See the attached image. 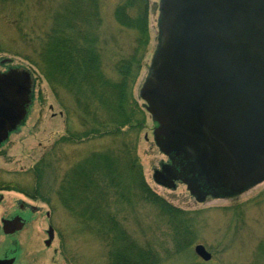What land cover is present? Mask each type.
I'll use <instances>...</instances> for the list:
<instances>
[{
    "label": "rangeland",
    "instance_id": "rangeland-1",
    "mask_svg": "<svg viewBox=\"0 0 264 264\" xmlns=\"http://www.w3.org/2000/svg\"><path fill=\"white\" fill-rule=\"evenodd\" d=\"M119 1L106 0L103 10L105 29H99V37L110 47V54L105 51L106 61L117 47L113 38L114 43L122 40V44L133 48L137 36L117 25L113 11ZM60 4L61 0H0V74L25 70L33 80L26 117L0 145V187L12 186L10 190L0 188V260H14V264H110V249L103 237L81 225L56 194L61 178L76 164L112 144L109 138L63 141L69 131L60 101L71 102L63 90L58 89L60 96H56L39 58L45 33L50 32L54 21L53 11ZM149 7L150 41L134 88L144 110L148 103L141 96L142 85L158 49L161 22L159 0H149ZM71 125L70 133L79 135L82 129L78 121L73 120ZM157 126L153 115L146 111L137 148L142 174L153 192L185 213L190 221L191 244L177 248L167 218L144 201L112 205L120 225L141 246L153 249L159 264H264V181L236 195L203 200L181 181L171 188L160 184L155 175L162 172L168 156L155 142ZM39 184L43 191L35 198ZM11 219H20L24 226L9 235L4 232L3 221ZM50 227L54 239L47 246ZM197 245L206 247L213 256L211 261L204 262L195 255Z\"/></svg>",
    "mask_w": 264,
    "mask_h": 264
},
{
    "label": "trees",
    "instance_id": "trees-1",
    "mask_svg": "<svg viewBox=\"0 0 264 264\" xmlns=\"http://www.w3.org/2000/svg\"><path fill=\"white\" fill-rule=\"evenodd\" d=\"M105 3L106 0H61L53 11L50 32L45 33L43 50L39 51L44 77L54 86L58 98L60 89L71 102L60 101L69 131L63 141L112 140L111 146L93 151L85 162L65 174L56 194L60 204L75 214L81 225L103 237L110 249V264H159L154 250L129 236L111 210L112 205L136 200L149 203L174 229L177 248L191 244L189 219L149 188L137 156L146 110L139 105L134 88L150 41L149 0L117 2L113 11L117 25L137 36L133 48L118 39L115 44L113 38L117 51L114 48L107 61L105 51L110 54V47L99 37V29H105ZM73 120L82 129L79 135L70 133ZM7 186L0 188L12 189ZM41 188L39 184L35 189V198L41 195Z\"/></svg>",
    "mask_w": 264,
    "mask_h": 264
},
{
    "label": "water",
    "instance_id": "water-1",
    "mask_svg": "<svg viewBox=\"0 0 264 264\" xmlns=\"http://www.w3.org/2000/svg\"><path fill=\"white\" fill-rule=\"evenodd\" d=\"M188 13L181 17V27L163 32L141 96L148 103L147 111L158 123L155 140L166 155H183L188 161H194L202 176H221L236 185V194L242 193L264 181V71L262 74L233 73L235 66L242 65L245 55L233 49L237 42L232 31L220 34L206 22L209 19L206 13L202 16L207 20L195 11ZM197 25L202 32L196 34L193 30ZM193 35L205 36L208 40L195 44ZM219 35L230 37L229 51L222 49L224 40ZM252 61L247 54L244 66ZM224 63L230 68L221 69ZM225 69L229 71L225 73ZM20 71L25 73L24 81L19 71H14L13 79L0 74V120H7L0 133V145L23 122L31 102V75ZM255 122L263 125L262 139L257 156H249V143H253L254 136H248ZM213 170L217 173H210ZM155 179L164 186L174 187L172 167L157 172ZM188 186L191 188V184ZM191 192L198 196L195 190ZM224 195L234 194H213ZM3 225L6 234H14L22 230L24 223L20 219L4 220ZM48 236L46 245L50 246L54 239L52 227ZM194 251L204 262L212 259L203 245H197ZM13 263L14 260L0 261V264Z\"/></svg>",
    "mask_w": 264,
    "mask_h": 264
},
{
    "label": "flooded vegetation",
    "instance_id": "flooded-vegetation-1",
    "mask_svg": "<svg viewBox=\"0 0 264 264\" xmlns=\"http://www.w3.org/2000/svg\"><path fill=\"white\" fill-rule=\"evenodd\" d=\"M160 10H161V22H160V36L159 45L162 43L163 32L165 33L167 29L173 30V27H181L180 24L181 17L188 11H195L196 15L202 16L206 13V17L209 18V26L216 29L220 34H226V31L234 34L235 42H237V47L233 48L241 56L247 54L253 59L251 63L246 66L245 56L242 65H237L233 68V73L236 74H262L264 71V0H159ZM203 20L205 17H201ZM257 18V20H256ZM198 25H202V22ZM196 26L193 32L200 33L202 29ZM169 30V31H170ZM180 31V30H179ZM192 42L196 43H206L208 38L198 35L191 36ZM200 39L201 42L198 40ZM219 39L224 40L222 49L230 50L232 46L230 45V37L219 35ZM201 48V46H200ZM215 50V46L212 45ZM158 50V49H157ZM222 64V68L224 69ZM230 68V67H225ZM229 69H225L227 73ZM8 76L14 77V71H9ZM20 77L24 81L25 73L19 71ZM149 74V72H148ZM18 81V80H16ZM6 119L0 120V133L6 126ZM262 129L263 125L257 122L251 127L250 136H254L253 143H249V156L256 155L259 151L258 145L261 143L262 139ZM156 142V140H155ZM254 151V153L252 152ZM178 155V157H177ZM172 154L168 156V161L162 165V170L167 167H172L174 172V185L176 181H181L186 183L188 186L191 184V190H195L198 196L205 199L208 196H213L214 193H225L236 194L234 190L236 185L230 182L224 181L221 176H216L215 174H206L202 176L200 172L197 171L194 161L187 160L185 156L180 154ZM210 173H217L214 170ZM219 174V173H218ZM192 193V192H191ZM11 219L8 221H12ZM3 261V260H0ZM15 263V262H14ZM13 263V264H14Z\"/></svg>",
    "mask_w": 264,
    "mask_h": 264
}]
</instances>
